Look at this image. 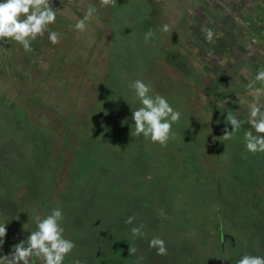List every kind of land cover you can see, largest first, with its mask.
<instances>
[{"label": "rangeland", "instance_id": "rangeland-1", "mask_svg": "<svg viewBox=\"0 0 264 264\" xmlns=\"http://www.w3.org/2000/svg\"><path fill=\"white\" fill-rule=\"evenodd\" d=\"M126 1L113 13L94 1L112 28L98 20L109 35L99 34L94 78L80 71L97 33L74 28L86 1L52 0L81 51L66 54L58 43L48 54L23 51L14 66L15 42L0 46V223L7 222L0 256L36 230V215L54 208L76 244L68 259L91 243L105 253L102 264H237L244 254L264 256V153L246 150V122L235 139L222 137L225 127L231 131L228 114L247 121L253 97L246 85L258 65H248L245 46L250 35L261 41L264 0H159L156 9L151 0ZM156 24L169 25L167 46ZM207 28L219 34L212 43ZM149 29L154 37L146 42ZM168 46L192 52L207 67L205 82L171 71ZM136 79L182 113L167 147L132 135V111L142 106L128 87ZM141 223L146 236L134 238L131 228ZM155 236L167 255L149 247ZM84 257L86 264L96 255Z\"/></svg>", "mask_w": 264, "mask_h": 264}, {"label": "clouds", "instance_id": "clouds-1", "mask_svg": "<svg viewBox=\"0 0 264 264\" xmlns=\"http://www.w3.org/2000/svg\"><path fill=\"white\" fill-rule=\"evenodd\" d=\"M116 0H100V7H115ZM97 7L89 5L82 19H77L74 28L78 32H84L88 24L96 19ZM57 22L56 7L52 0H0V46L19 44L26 53L34 51L33 42L48 33V39L55 45L60 42V33L52 31L51 25ZM162 31L168 32L169 25H162ZM204 38L207 42H214L217 33L210 28L203 29ZM154 37L151 29L145 34V41ZM256 83L264 85V69L258 71L254 80L246 85L249 94L253 97L248 106L247 121L238 119L236 115L228 114L227 124L231 125V131L224 129L223 140H233L246 122L250 130L244 132L243 141L245 148L253 155L264 153V87H256ZM128 87L134 90L135 97L141 107L132 111V120L135 129L132 135L146 140L161 147H167L170 139H174L176 133L173 125L178 124L182 113L175 109L168 99L160 94L153 95V88L142 79L132 81ZM254 130V131H253ZM164 215L163 211L160 213ZM36 230L31 231L26 239L14 245L13 250L0 256V264H33V260L39 264H64L65 258L73 252L76 244L73 240L65 237L64 220L61 208L52 209L51 213L44 218L39 215L34 217ZM135 216H129L126 224H132ZM6 223H0V249L5 243L7 235ZM144 225L131 228L134 238H144L146 233L142 231ZM149 247L156 250L157 255L165 256L168 253L166 242L159 236L149 240ZM129 256L135 255L137 249L130 245ZM76 264H80L77 260ZM237 264H264V256L244 254Z\"/></svg>", "mask_w": 264, "mask_h": 264}, {"label": "trees", "instance_id": "trees-1", "mask_svg": "<svg viewBox=\"0 0 264 264\" xmlns=\"http://www.w3.org/2000/svg\"><path fill=\"white\" fill-rule=\"evenodd\" d=\"M83 1L84 2L86 1V4H88V5H96L94 3V1L100 2L99 0H92L90 3H87V2H89L87 0H83ZM127 3H128V1H126V0H116L115 7L117 8L119 6V8L121 9ZM150 4H152L153 9H156L157 7L154 6V5L157 4V6L158 5L160 6L161 2L159 0H155V1L151 0V3ZM110 7H112V6H109L108 13H113L112 10L109 11ZM101 12H105V11L104 10H101L100 11L99 8H98L97 9V17H96V19H94L93 21H91L88 24L89 27H88L87 32L88 31L96 32L97 33L96 34L97 35V39L93 43H91L92 46H91L90 50L88 51V54L84 56L85 58L86 57H89L90 58L89 61H81V63L82 62L83 63H86V65L85 64L82 65V69L80 71V73L82 74V76H83L84 79L94 78V76L97 75L96 74V72H97L96 70H97V67H99V66H97L96 64L99 61V53H98V51H99V48L101 47V43H100V40H99L100 39V35L99 34L102 31L106 35V37L109 35V33L108 34L105 33L106 32V29H107V28L105 29V26L101 27V26L98 25V20H100V18H101L102 19V22L108 27V29L109 30L112 29V28L110 29V26H108V24H107V22H108L107 20L108 19H106V17L104 15H100ZM107 18L111 19L112 16H111V18L109 16ZM111 21H112V19H111ZM64 24L65 23L61 19V17H58L57 16V22H56V24H54L56 28H54V25H51L50 26V29L52 31H57V32L60 33V42L59 43H62L64 45V47H65L64 50H65L66 54H69L70 51H71V49H73L75 47V46H73V43L71 42V38H72V34L73 33L71 31H68L67 32V28H65L63 26ZM110 24H111V27L112 26L114 27V23L113 22L110 23ZM156 27H157L156 29L159 31V36H161L162 42H164V44H165V41H166V46H167V44L169 42H172L173 41L171 39H168V40L166 39L167 38L166 37V32L162 31V25L161 24H156ZM110 37H111V35H110ZM111 39H113V38H111ZM35 42L36 43L32 44V45H35V47L32 46V48L34 49L33 52L36 55L39 54V53H41V52L43 54H48L47 53V50H50V49H53L54 48V45L51 44L50 41H49V39H48V33H45V35L43 37L38 38ZM36 45L38 47L41 46V48L40 49H37L36 48ZM43 47H45V50L43 49ZM75 48L80 49V47H75ZM12 51H14V54H15V57H14V66H15L16 63L18 65L21 64V63H23L22 60L20 59V54H22L23 51H24L23 48L19 44L15 43ZM80 51H81V49H80ZM33 52H31V53H33ZM183 54H184V57L186 59V63L188 64V67L185 68V69H183V67H182V61H183V59L178 56V55L181 56ZM107 55H110V51L108 52V50H107ZM17 57H18V59H17ZM81 58H82V56H81ZM163 60L171 67V71L172 70H173V72L176 71L180 75L185 74V76L188 75V74H190L191 77L193 75H198V76L200 75V78H201L200 81L205 82V78L202 76V74L205 73V72L207 73V67L205 65L198 64L197 63L196 56L192 52L186 51V49H180V47H177V46H168L164 50ZM91 62H92V64L94 66L91 64ZM29 64H31V63L29 62ZM30 66H32V65H30ZM189 66H190V68H189ZM188 77H189V75H188ZM196 84H200L199 81ZM240 115L243 116V114H240ZM240 120H242V118H240ZM12 190L15 191L16 189L13 188ZM77 241H80V240H77ZM85 242H88V241H85ZM86 244H89V242L86 243ZM89 245H90L89 250H87L86 253H84L78 259V261L80 262V264H84L83 263L84 260H85L84 255L85 254L88 255L89 252L91 254L92 253H95L96 257L93 259L94 261L93 260L92 261H89L86 264H102V255L104 256L105 253H99L98 254L92 248L93 247V243H91ZM82 247H84V246H82ZM2 254L3 255H7L9 253H4L3 252ZM106 258H108V257H106ZM104 259H105V256H104ZM67 261L70 262L71 264H76V261L77 260H75L73 258V256H72L70 259L65 258L64 263H66ZM33 264H39V261H36L34 259L33 260Z\"/></svg>", "mask_w": 264, "mask_h": 264}, {"label": "crops", "instance_id": "crops-1", "mask_svg": "<svg viewBox=\"0 0 264 264\" xmlns=\"http://www.w3.org/2000/svg\"><path fill=\"white\" fill-rule=\"evenodd\" d=\"M258 36H259V38H261L260 39L261 41H258V42L253 40V37H254L253 35L249 36L251 38L248 40V43L245 46V49L247 51V58L245 60L248 61L247 62L248 65H251V63L253 66L258 65V71H260V70L264 69V58H263V60L259 61V59H258L259 56H257V59H256V54H254V53H255V50H257V51L262 52L264 54V28H263V33L262 34L259 33ZM257 87L258 88L264 87V85H260L258 83Z\"/></svg>", "mask_w": 264, "mask_h": 264}]
</instances>
